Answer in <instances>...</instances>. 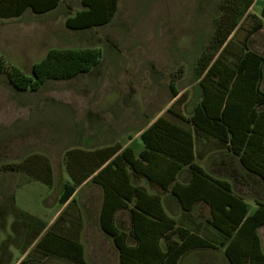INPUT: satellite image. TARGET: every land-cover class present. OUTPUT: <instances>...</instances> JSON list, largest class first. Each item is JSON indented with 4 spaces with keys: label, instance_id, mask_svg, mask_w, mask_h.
I'll use <instances>...</instances> for the list:
<instances>
[{
    "label": "trees",
    "instance_id": "obj_1",
    "mask_svg": "<svg viewBox=\"0 0 264 264\" xmlns=\"http://www.w3.org/2000/svg\"><path fill=\"white\" fill-rule=\"evenodd\" d=\"M61 0H0V17H17L26 10L42 14L55 9ZM81 7L65 18L76 30L103 26L115 15L119 0H79ZM253 0H220L223 22L217 28L214 51L201 52L193 69L199 86L191 110L185 114L173 105L180 100L172 89V103L165 112L140 129L143 149L136 156L130 145L119 142L85 149L65 150L63 165L69 180L62 182L59 205L93 174L90 181L101 187L100 229L112 239L119 264H179L185 253L200 248L224 246L227 264H264V250L258 228L264 225V203L257 201L249 213L243 197L231 184L209 173L200 163V141L208 151L226 150L242 169L264 181V54L251 47V35L263 27L257 15L248 12ZM264 11L262 12V15ZM251 17L244 36H230L240 19ZM221 29V31H220ZM101 57L98 47H51L31 66L30 74L8 65L0 55V71H6L18 90H39L49 79H69L89 71ZM196 147L198 149H196ZM186 168L187 182L178 180ZM3 171L22 172L34 180L53 184V168L40 153H30L19 161L1 165ZM145 178L150 192L133 178ZM169 192L184 213L207 207L205 221L216 238L205 237L183 225L166 211ZM13 199V197H12ZM127 209L130 227L116 225V213ZM23 230L22 253L32 244L23 261L35 252L43 258L55 257L73 264H85L84 246L71 231L58 229L62 211L53 223L14 206ZM184 216H182L183 218ZM131 239V242H129ZM218 242V244H217Z\"/></svg>",
    "mask_w": 264,
    "mask_h": 264
},
{
    "label": "rangeland",
    "instance_id": "obj_2",
    "mask_svg": "<svg viewBox=\"0 0 264 264\" xmlns=\"http://www.w3.org/2000/svg\"><path fill=\"white\" fill-rule=\"evenodd\" d=\"M252 6L262 17L264 0H253ZM80 7L79 0H61L46 13L28 9L0 17V55L27 74L51 47L101 49L100 61L89 71L49 79L36 91L16 89L0 71V264H64L35 252L19 262L24 233L14 206L48 220L60 206L65 150L126 142L172 103L170 83L180 95L173 107L187 114L199 94L193 69L201 52L214 51L217 28L224 23L220 0H119L106 25L68 28L65 18ZM251 20L241 18L229 37L242 38ZM250 39L251 47L264 54V30ZM142 146L137 136L132 148L137 152ZM30 153L49 159L52 186L1 170ZM260 234L264 249V227ZM85 249L86 264H119L115 246L103 235L86 238Z\"/></svg>",
    "mask_w": 264,
    "mask_h": 264
},
{
    "label": "crops",
    "instance_id": "obj_3",
    "mask_svg": "<svg viewBox=\"0 0 264 264\" xmlns=\"http://www.w3.org/2000/svg\"><path fill=\"white\" fill-rule=\"evenodd\" d=\"M253 6L251 5L248 8V12L253 13L261 18L263 22V27L260 30H264V14L263 16H259L258 14L252 11ZM261 87L263 88V81L261 83ZM199 95V94H198ZM193 106V105H192ZM192 108V107H191ZM191 110V109H190ZM189 110V111H190ZM157 117V116H156ZM155 117V118H156ZM155 118H153L149 123H151ZM140 133L138 130L133 136L128 137L127 141L124 143L119 142L122 147L130 145L132 147V143L135 141L136 137ZM90 141V138H88ZM92 140V139H91ZM204 141H200L198 147L200 148V153L203 155V158L199 160V163L212 175L227 180L231 184L232 190L243 197L244 201L248 206V212L251 213L255 207L256 202L260 201L264 203V181L261 180L257 175L249 173L242 169L237 158L232 155L229 151L226 150H213L208 151L207 147L204 146ZM104 144H113L112 142H101L99 144H93L88 146L77 145L81 148H97ZM143 149L137 148V152L134 151L137 156L139 152ZM196 149H198L196 147ZM91 176H89L80 186H78L72 197H74V201L71 207H67L70 202V199L67 200L64 204L60 205L58 210L51 214L48 220H43L47 222V226L51 225L58 214L62 211H65L63 214L64 218L61 222L58 223V229H64L66 231H71L74 236H77L80 242L84 246L85 252V262L86 261V249L85 242L87 239H93L96 234L103 235L107 237L111 242L112 239L107 236L99 226V209L101 205L102 199V190L101 187L97 184H94L90 181ZM190 177L189 171L184 168L181 174L178 176V180L181 182H187ZM69 176L66 173L65 169L62 175V181H68ZM134 184H141L148 188L150 192H155L154 188H150L148 182L145 178H133ZM163 195H168L165 199L167 201L166 211L169 215L180 218L183 221V225L189 228L192 231L197 232L198 234L205 237L216 238L219 242L220 237L215 235V230L206 223L205 218L208 214L207 207H194L189 213L183 212L177 205L176 201L169 192H165ZM251 201V202H249ZM251 203V205H250ZM253 208H252V207ZM182 216H184L182 218ZM41 218V217H40ZM116 225L125 231H127L130 227V215L127 209H121L116 213ZM264 225L258 228V233L261 238V244L263 248V240L260 234L261 228ZM131 242V239H129ZM217 242V244H218ZM113 243V242H112ZM114 245V244H113ZM224 246L218 245L217 248H200L196 250H191L184 255L181 256L179 260V264H227L226 258L223 255ZM264 250V249H263ZM27 250L23 253L21 262L25 255L27 254ZM118 255V253H117ZM64 264H73L67 260L59 259ZM119 261V260H118ZM18 262V263H19ZM85 263V264H86Z\"/></svg>",
    "mask_w": 264,
    "mask_h": 264
}]
</instances>
